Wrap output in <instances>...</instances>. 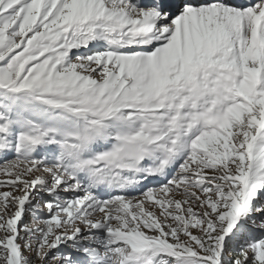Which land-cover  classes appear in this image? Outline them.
I'll return each instance as SVG.
<instances>
[{
    "label": "snow or ice",
    "instance_id": "snow-or-ice-1",
    "mask_svg": "<svg viewBox=\"0 0 264 264\" xmlns=\"http://www.w3.org/2000/svg\"><path fill=\"white\" fill-rule=\"evenodd\" d=\"M0 264H264V0H0Z\"/></svg>",
    "mask_w": 264,
    "mask_h": 264
}]
</instances>
